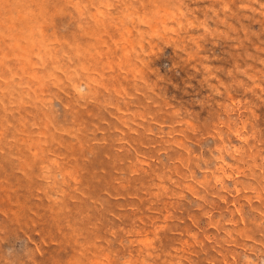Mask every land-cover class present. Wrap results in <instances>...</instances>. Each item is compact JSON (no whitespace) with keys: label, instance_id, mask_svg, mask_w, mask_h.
<instances>
[{"label":"rangeland","instance_id":"obj_1","mask_svg":"<svg viewBox=\"0 0 264 264\" xmlns=\"http://www.w3.org/2000/svg\"><path fill=\"white\" fill-rule=\"evenodd\" d=\"M0 264H264V0H0Z\"/></svg>","mask_w":264,"mask_h":264}]
</instances>
